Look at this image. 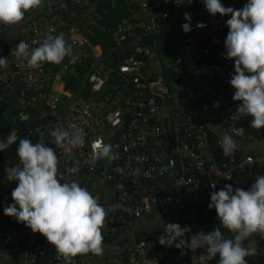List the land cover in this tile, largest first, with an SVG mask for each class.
I'll return each instance as SVG.
<instances>
[{"label": "built area", "instance_id": "2783aa9c", "mask_svg": "<svg viewBox=\"0 0 264 264\" xmlns=\"http://www.w3.org/2000/svg\"><path fill=\"white\" fill-rule=\"evenodd\" d=\"M79 2L47 0L42 11L38 14L26 12L24 20L17 25L0 23V35L16 29L12 37L0 41V58L8 59L7 65L0 67V99L11 96L20 87L16 104L39 103L41 109L37 111L44 117L27 126L17 140L16 152L20 139H30L55 149L60 182H78L108 213L109 226L103 230V245L118 235L119 226L114 225L118 217H121L122 225L131 227L136 217L156 210L164 216L165 225L171 222L189 227L185 239H190L192 234L202 230V225L195 202L183 205L185 200L196 196L197 201L206 196L202 200V215H217L214 208H209L214 191L225 184L247 191L257 176H264V150L251 153L236 148L231 156L225 157L220 144L222 137L217 140L220 150L213 148L211 140L214 124L227 134L243 139L264 137V128L251 127V116H243L247 120L240 123L238 121L243 117L234 118L241 102L233 100L235 89L230 80L235 74V61L226 58L224 44L229 31L226 22L231 16L211 15L204 0H128L133 16L121 18L114 39L116 47L125 53L130 51V56L114 67L105 61L94 65L88 76L90 92L83 94L68 87L66 76L68 70L72 71L84 61L88 35L83 29L92 31V22H83L80 26L69 24L63 18V12L75 15ZM247 2L221 0L225 7L236 10L242 9ZM186 13L190 21L185 19ZM177 14L182 16L177 22L181 38L175 48L173 69L180 75H175L172 82L182 97L200 101L201 113L181 106L175 108L174 113L170 112L167 98L175 96L173 84L163 73L153 75L142 68L148 64L147 59L158 58L157 45L144 40L156 38L166 22L171 25L176 22ZM185 23H190V31L183 30ZM198 23L206 26L197 27ZM52 32L55 36L63 34L72 48L71 55L65 57L56 70L46 62L33 68L27 58L12 54L20 41H25L32 49L42 44L45 36ZM203 36L209 37V43L201 40ZM205 53H211L214 60L199 65L196 59ZM114 70L123 76V86L110 81ZM58 80H61L60 84ZM203 82L209 84L204 91L201 88ZM178 95L175 97L180 100ZM216 102L219 107H214ZM226 106L232 109L225 110ZM202 111L208 122L202 118ZM29 114L23 113L24 116ZM60 127L70 133L82 129L83 145H56L51 133ZM97 141L112 146L114 159L92 161ZM19 163L17 156L13 167ZM137 169L138 174L135 173ZM170 174H174L173 181L169 179ZM143 179L146 181L141 182ZM11 183L13 190L18 182ZM212 183L215 188L211 187ZM12 203L9 194L5 207ZM223 234L234 238L226 228H223ZM255 238L244 240V245H254ZM0 246L13 250L16 264H66L43 235L33 233L25 224L7 215L0 228ZM260 246L258 256L264 262V236ZM151 250L149 242L140 239L122 251L105 256L77 255L72 264H168L163 255L152 254ZM177 255L181 264H213V257L208 256L203 246L195 251L178 249ZM246 259L248 264H256L254 257Z\"/></svg>", "mask_w": 264, "mask_h": 264}, {"label": "clouds", "instance_id": "9594fccd", "mask_svg": "<svg viewBox=\"0 0 264 264\" xmlns=\"http://www.w3.org/2000/svg\"><path fill=\"white\" fill-rule=\"evenodd\" d=\"M204 3L213 16H231L226 22L229 31L224 44L226 58L235 61V74L230 80L235 89L233 100L241 102L234 118L251 116L252 128H264V0H248L239 10L225 7L221 0H204ZM41 5L42 0H0V23L17 25L24 20L26 12L39 9ZM185 19L190 21L189 14H185ZM205 26L197 24V27ZM182 28L190 31V23L183 24ZM13 53L27 58L29 66L38 68L43 62L60 64L72 53V48L63 34H49L39 47L32 49L25 41H20ZM7 60L0 58V67H5ZM214 107H219V102ZM51 135L60 147L84 143L82 129L70 133L60 127ZM16 139L13 131L6 141H0V151ZM220 144L225 157L231 156L237 148L228 134L222 136ZM17 156L19 165L5 170L9 181L18 183L11 193L14 203L4 208V214L16 218L33 233L43 235L66 264H72L77 255L101 256L107 212L97 198L78 182H60L59 159L55 149L48 145L20 139ZM99 158L114 159L110 144L96 142L91 159L94 162ZM211 187L215 188V183ZM210 200L209 208L216 210L222 226L233 233L234 238L225 237L220 228H215L210 232L201 230L185 239L190 228L170 222L158 238L159 244L193 251L203 246L208 256H219V264H248L246 258L258 253L254 245L245 246L243 241L256 233L264 236V176H257L247 191L225 184L211 194Z\"/></svg>", "mask_w": 264, "mask_h": 264}, {"label": "trees", "instance_id": "16d2710c", "mask_svg": "<svg viewBox=\"0 0 264 264\" xmlns=\"http://www.w3.org/2000/svg\"><path fill=\"white\" fill-rule=\"evenodd\" d=\"M122 3L126 4L128 3V0H80V2L77 4L76 6V14L75 15H70L69 12H63V18L65 19V21H67L69 24H74L75 22H80L79 25L82 26L83 22H86L87 20H84V16H81L82 12L86 11L87 9L89 10L91 8V6L95 5L94 10L100 11L102 12L101 15L102 17L98 20V22H92V31H88L87 29H83L84 32L88 35V42L85 44V57H84V61L81 62L80 64H77L76 66H74L73 70H68V74L66 76V80L68 83V87H71V89H73V91L75 92H81L83 94H88L90 92V84H89V80H88V76L89 73L91 72V70L93 69V66L96 65L98 62L100 61H105V62H109L113 67L115 66V64H118L119 61H121L124 57H128L130 56V51H127L126 53L123 51H120L115 44V39H114V31H115V27L114 24L116 23V25L120 22L121 19H117L118 17H122L124 15H126L127 12V8L125 7V9L122 6L118 5ZM113 4H115V6H113ZM123 9V11H121L122 14H119V16L115 17V8L119 9ZM92 9V8H91ZM104 9H108V12H106ZM131 13V12H130ZM129 13V14H130ZM116 15H118L116 13ZM128 15V14H127ZM100 21V22H99ZM53 36H55V34L49 33ZM47 34L44 38V40L47 38V36L49 35ZM175 39V38H174ZM13 40L17 41L16 38H14ZM144 42H150V43H158L157 44V50H158V60H154V59H147L148 64L146 66H143L142 68L148 69L153 75H157L158 73H163L164 76L168 79V81L170 82V84L172 85V93L173 95L177 96L178 94L180 95V93H178L176 84L174 82H172L173 79H175V75H180V72L177 70H174L173 67L175 65L174 63V55H175V48L177 45V38L175 39V41L173 42L172 46H168L165 47L163 50H161L162 46H166V42H164L162 40V38L160 37H156V38H151L148 39L146 38L144 40ZM97 44H100L102 46L103 52L100 56H96L95 54V46ZM140 55V54H137ZM141 57V56H139ZM166 61H165V60ZM213 55L209 54V53H205V55L201 58L197 59V63L199 65H202L203 62H211L213 61ZM47 64L51 65L53 67V70H56V68H58L62 62L60 64H54V63H48ZM194 76V75H192ZM110 81L113 83H117L119 86H123V76L120 75V73H118L117 71L114 70V72L111 74L110 76ZM199 88V87H198ZM202 88V85H201ZM178 95V96H179ZM20 97V87L16 88L11 96H7L3 99H0V108L3 107L4 104H8L9 102H16L18 103V99ZM173 97H168L167 98V103L168 105L171 103V101L173 100ZM180 105L181 107H186L188 109H197V107H199L200 105V101L196 98V99H187L185 97H182L180 95ZM20 112H23L24 114H28V113H33L35 111H37L38 109H41V104L39 103H25V104H18ZM43 107V106H42ZM17 108V107H16ZM200 108V107H199ZM232 109L229 106H226L225 110H230ZM0 118L6 122L3 119V114H2V109H0ZM170 111V109H169ZM172 113V111H170ZM44 118V117H43ZM42 117H38V118H34V120H32L30 122V125H33L39 121H41L43 119ZM247 118L243 117L241 119H239L238 123H240L241 121H246ZM215 126H218L217 124H214ZM10 126V124L5 123L4 125H2V127H0V134L6 130L8 127ZM211 135V140H212V144H213V148H215L216 150H220V146L217 143L218 138L220 137L219 132L215 131L212 129V131L210 132ZM237 137V136H236ZM260 139H264V137L260 138ZM255 140V139H254ZM18 141H16L15 143H13L10 147L5 148L3 151H0V162H1V166L0 169H2V171H4V174L8 179V175L7 172L5 170H7L8 168L13 167L16 159H17V152H16V146H17ZM237 149L239 151H245L244 148L239 147L237 145ZM252 150L250 149L249 152H251ZM173 175L174 174H170L169 179L170 181H173ZM150 180V179H149ZM146 181L145 179L141 180V182ZM150 183V182H148ZM191 199L189 200H185V202H183V205H188L189 201H194L195 202V206L198 208L199 213H198V218L199 221L202 225V230L205 232H210L212 230H214L215 228H220V230L223 233V226L218 218L217 215L215 214H211L209 213L208 215H202V200H204L206 198V196H202L200 198H198V200L196 201V196L194 197H190ZM6 202V201H5ZM208 207V205H207ZM162 214V213H161ZM156 215V211L152 212V213H145L142 216L136 217L135 224L137 221H140L142 218H152ZM163 216V215H162ZM116 223H114V225L116 227L121 226L122 225V221H121V217H118L115 220ZM165 223V222H164ZM106 225L109 226L108 223V213H107V218H106ZM164 231L166 228V225L164 224ZM146 242L150 241V235H142L141 236ZM191 237V236H190ZM257 239V244L254 245L257 249V253L259 254L261 251V246H260V242L262 239V236L259 233L253 234L251 237H249V239H253L255 238ZM262 244V243H261ZM162 249L161 246L156 245V248L154 250H151L152 254H158V255H163L161 253ZM256 258V256H255ZM261 258V257H259ZM166 260V259H165ZM260 262H262L261 259H259ZM212 263L213 264H219V256L217 255L216 257L212 258Z\"/></svg>", "mask_w": 264, "mask_h": 264}, {"label": "crops", "instance_id": "0c3cea01", "mask_svg": "<svg viewBox=\"0 0 264 264\" xmlns=\"http://www.w3.org/2000/svg\"><path fill=\"white\" fill-rule=\"evenodd\" d=\"M46 1L47 0H42L41 7L39 9H36V10H31V13L32 14H38L40 11H42L45 7ZM118 5L122 6L124 9H125V7L127 8L128 13H126V15H124V16H133V11H132V9L128 3H127V6L125 3L124 4L122 3V5L118 3ZM94 6L95 5L91 6L92 9L90 8L89 10L87 9L86 11L82 12L81 16H84V18H85L84 20H87L86 22H95L96 23L102 17V15H101L102 12L94 10V8H95ZM113 6H115V4H113ZM120 9H121V7H120ZM104 10L106 12H108V9H104ZM115 11H116L115 17H117V16H119V14H122L121 11H123V9L119 10V9L115 8ZM85 12H87L88 14H85ZM116 13L118 15H116ZM124 16H122V17H124ZM180 17H182V16L177 14L174 17L176 22L173 23L172 25L169 24L168 22H166V25L164 26L163 31L161 33H159L157 36H155V37L162 38V40L164 42H166L165 43L166 46L165 45L162 46L161 50H163L165 47L172 46V44L176 38H177V45L180 43L181 33H180V29L177 26V22L181 19ZM117 19H121V17H118ZM79 23L80 22L78 21V22H75L74 24L79 25ZM114 26L115 27L117 26L116 23L114 24ZM15 30L16 29L14 27L12 29V31L8 32V34L0 35V41H5V37L6 38L7 37L10 38V36L12 37ZM201 40H205L206 43H209V37L208 36H203ZM155 44L157 45L158 43L155 42ZM102 52H103L102 46L100 44H97L95 46L96 56H100L102 54ZM209 54H211V53H209ZM70 55L66 56V58L69 57ZM204 55L205 54H203L201 57H203ZM201 57H199V58H201ZM197 59H196V62H197ZM174 60H175V56H174ZM203 64H208V63L203 62ZM191 72H193V70H191ZM208 85H209L208 82H203L202 83V91L207 90ZM180 106L181 105H180L179 99H177L174 96L173 100L168 105V109H170V111H172V110L175 111V108H178ZM193 110L197 113H201L199 111L198 107H197V109H193ZM203 117L206 120V122H208V120L204 116V112L202 111V118ZM213 130L218 131L220 137H222L224 134H227V132L223 131V129H220L218 126H215V125H213ZM230 136L233 138V140L236 142V144L239 147L244 148L245 151H247V152H249L250 149L252 150L251 153H256L258 151L264 150V139H256V140L248 139L247 140V139H243V138L236 137L233 135H230ZM0 189L1 190H3V189L8 190V195L11 194V190H12L11 181L6 180L4 182V184L0 186ZM7 196L3 199L0 198V228L2 227V225L4 223V218H5L4 208H5V201H6ZM1 200H3V201H1ZM164 222H165L164 216H162V214H158L152 218H147V219L142 218L140 221H137L136 224L134 222L133 226H131V227L129 225L119 226L118 227V229H119L118 235L115 238L105 242V244L103 245L104 246V252L101 256H105L107 254L116 253V252L124 250L128 245L132 244L137 238L141 237L142 236L141 233L144 232L148 236L150 235V241H148V242L151 245L152 250H154L156 248V245L161 246V249H162L161 253L163 254V256L166 259L168 264H181V262L178 259V255H177L178 249L177 248H175L174 246L168 247V246H162L159 244L158 238L161 236L162 232H164V227H163L165 224ZM124 226H126V227L124 228ZM105 227H107L106 224H105ZM139 227H140V229H139ZM255 241H257L256 238H255ZM255 241H254V245H256ZM259 259H261V258H259L258 254L256 255V258L254 256V262L256 264H264V262H260ZM0 264H16L15 253L13 252V250L10 247L0 246Z\"/></svg>", "mask_w": 264, "mask_h": 264}, {"label": "water", "instance_id": "95a60500", "mask_svg": "<svg viewBox=\"0 0 264 264\" xmlns=\"http://www.w3.org/2000/svg\"><path fill=\"white\" fill-rule=\"evenodd\" d=\"M40 115L41 114L39 113V111H36V112H33V113H31V114H29L27 116H24L20 112V109L16 108L14 121L6 130H4L0 134V141H6L7 138L9 137L10 133H12L13 131L16 133V136H17L16 141H17L18 138L20 137V135L25 131L27 126L30 124V122L32 120H34V118L40 117ZM12 144H10V146ZM10 146H8V147H10ZM8 147H6V148H8ZM0 166H1V162H0Z\"/></svg>", "mask_w": 264, "mask_h": 264}, {"label": "rangeland", "instance_id": "374dc122", "mask_svg": "<svg viewBox=\"0 0 264 264\" xmlns=\"http://www.w3.org/2000/svg\"><path fill=\"white\" fill-rule=\"evenodd\" d=\"M85 14H88V13L85 12ZM57 83L60 84L61 80H58ZM16 107H18V105L16 104V102L12 101V102H9L8 104H4L3 107L0 108V109H2L3 119L6 121V122H4L0 118V127H2V125H4L5 123H8L10 125L13 123ZM6 180H7V177L4 174V171H2V169H0V186L3 185ZM7 195H8V190H5V189L1 190L0 189V198L1 199L5 198ZM1 201H3V200H1ZM158 214H161V212L159 210H156V215H158ZM125 227L126 226H124V228ZM139 229H140V227H139ZM144 234H145L144 232L141 233V235H144ZM145 235H147V234H145ZM139 238H141V237H139ZM139 238H137V239H139Z\"/></svg>", "mask_w": 264, "mask_h": 264}, {"label": "flooded vegetation", "instance_id": "af4514ba", "mask_svg": "<svg viewBox=\"0 0 264 264\" xmlns=\"http://www.w3.org/2000/svg\"><path fill=\"white\" fill-rule=\"evenodd\" d=\"M23 114V113H22Z\"/></svg>", "mask_w": 264, "mask_h": 264}]
</instances>
